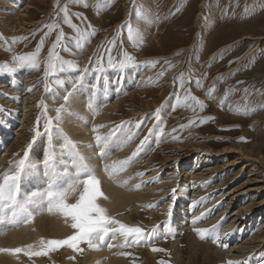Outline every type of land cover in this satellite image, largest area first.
Segmentation results:
<instances>
[{
    "label": "rangeland",
    "instance_id": "obj_1",
    "mask_svg": "<svg viewBox=\"0 0 264 264\" xmlns=\"http://www.w3.org/2000/svg\"><path fill=\"white\" fill-rule=\"evenodd\" d=\"M26 8L25 21L31 25L25 26V32L20 30L19 15ZM64 8L71 24L64 20ZM46 25L55 27L49 29ZM61 32L64 38L55 52L65 61L64 71L46 76L50 50ZM41 39L44 44L36 53ZM33 53L38 67L20 66L16 58ZM151 61L159 63L153 66ZM114 70L124 75L123 81L128 85L121 90L119 99L123 102L120 112L113 115L111 126H119L123 136L131 137L128 142L134 144L133 153H137L131 165L139 164L144 174L158 171L166 157L194 164L200 154L232 149L251 159L244 162L249 164L247 168L241 164L227 166L236 159L233 152L204 163L215 168L216 175L195 190L199 195L189 209L191 215L210 208L193 226L199 222L206 225L224 209L226 216L220 218V225L212 222L203 239L197 235V244L189 243L186 231L177 237L166 231L158 237L159 228L171 222L169 216L163 215L159 224H145L146 235L139 245L124 248L127 261L228 264L223 259L208 260L211 255L200 244L216 247L215 237L226 231L230 215L245 201L253 202L257 213L246 218V225L236 226L234 242L255 236L264 224V216L259 213V209L264 210V199L258 203L264 193L258 199L251 194L245 201L214 203L223 190L237 187L249 179L250 173L256 174L251 179L264 180V0H0V78L13 84L14 94L26 83L29 92L19 99L30 96L35 101L29 117L30 123L38 124L37 129L43 132L41 150L47 137L57 132L54 109L65 103L63 96L81 88L84 77L90 86L116 85L118 80L110 76ZM18 75L21 79L16 81L14 77ZM138 77L141 82L136 87ZM137 111L145 114L132 115ZM9 112L0 109L1 123ZM50 118L52 125L46 131ZM18 127L17 123L13 128ZM6 145L0 141V156ZM199 163L196 170L202 167L201 160ZM220 185L221 190H217ZM186 196L183 205L173 210L182 212L189 206L191 192ZM166 201L169 200L158 207ZM174 239L178 242L175 247L171 244ZM151 248L163 251H150L153 259L146 252ZM238 262L264 264V248Z\"/></svg>",
    "mask_w": 264,
    "mask_h": 264
},
{
    "label": "bare ground",
    "instance_id": "obj_2",
    "mask_svg": "<svg viewBox=\"0 0 264 264\" xmlns=\"http://www.w3.org/2000/svg\"><path fill=\"white\" fill-rule=\"evenodd\" d=\"M26 11L27 8L22 10V14L20 13L19 15V20L22 25L20 30H24L25 32L27 31L25 26L31 25L25 21L27 18ZM110 76L111 79L118 80L116 85L106 84L94 87L90 86L88 79L84 77V83L81 88L78 90L76 89L77 91L68 92L72 93L70 101L66 104L65 110L61 113L62 119L58 122L56 120L57 124H55V126L57 132H53L51 136L52 147L57 153L55 164L59 174L57 181L58 186H66L67 182L79 170V166L83 164L100 182L99 186L103 196L98 198L97 203L107 210V215L128 227L144 228L146 227L145 224L149 223V221V225L151 223L159 224L163 215L169 216L168 211L169 206H171V216H169V221L171 222L161 227L163 228L162 231L161 228H159L160 230L157 233L158 237L170 231L174 237H177L182 234V232L186 231L189 243L192 245L197 244L194 238L198 234L194 229L208 230V226H212V222L219 224L221 222L220 218H223L226 214V209H224L213 220L207 221L206 225L205 223L202 225V223L199 222L197 226H193L194 221H197L198 217V220L203 219L201 218L202 214L206 215V213H208L207 208H210H202V210L191 215L189 209L199 195L195 190H197L199 184L210 180L216 175L215 168L204 165V163L209 159L218 158L217 156L222 155L227 156L226 154L233 152L237 154L236 159L227 164V166L241 164L243 165L242 168H247L249 164H245L244 162L251 161V159L232 149H224L222 152L214 154L208 152L209 155L200 154L194 164H187L185 161L182 162L181 159L178 158L171 159L166 157L162 159L158 171L151 170L152 172L144 174L145 170L141 169L139 164L136 163L131 165L132 159H134V144L130 145V142H128L129 137L123 136L121 130L112 127L113 115L120 112L123 102L121 98L119 99L121 90L127 87L128 84L125 83V80L123 81L125 77L120 71L114 70L110 73ZM140 77L137 78L136 87L141 82ZM14 79H16V81L17 79H21L20 75H18L17 78L14 77ZM7 80L8 79L5 77L0 78V104L3 105L0 106V109L10 110V114L2 119V123L0 122V141H2L3 144H7L0 156V173L7 171L11 164L23 158V153L28 151V157L26 159V165L28 167L22 179L20 192V198H23L26 194L46 188L47 177L44 175L42 161L50 145L49 140L46 141L43 150H41L40 139L44 136L43 132L37 129L36 126L38 124L36 125L34 123L32 125L30 123L31 117H29V113L31 111V105L35 101H31L30 96H25L26 98L24 99L20 98L21 100L19 99V97H23V95L29 92L26 83L18 94H14L11 93L13 84ZM129 94L131 95L133 93ZM9 95H11L10 98L13 100L12 103H10L11 100L9 99ZM36 96L40 95L38 94L34 97ZM89 102L92 103L91 108L88 107ZM43 110L46 109L44 108ZM46 112L48 113L49 111ZM54 114L56 117V111H54ZM140 114L145 113L138 111L132 113L134 116ZM17 123L19 127L13 128ZM94 129L95 131H93ZM110 133L113 135L108 144L103 147L104 154L102 155L101 147L97 145L95 136L99 135L103 138ZM48 138L49 137H47V139ZM30 143L32 147L29 149L28 145ZM176 148L179 149L180 147L176 146ZM200 160L202 162V167L196 170L200 165ZM122 161H128V163L121 165ZM149 161L150 158L148 159V162ZM106 166H108V171L105 170ZM254 176H256L255 173H250L248 174L249 179L237 187L223 190L221 197L214 201V203L225 200H228V203L240 200L245 201L251 194H254L255 198L260 197V195L264 193V180H256ZM159 177H161L160 183H157L156 180H158ZM251 177L254 178L251 179ZM256 183H262L263 185H251ZM137 185L140 187H137ZM221 187L222 185L217 187V190H221ZM173 189L175 191H173ZM187 192H191L189 206L187 208H181L183 210L182 212L173 210L175 206L179 207L187 200ZM104 197H107V199ZM75 199V196L69 197V202H75ZM263 199L264 198L258 199V203L262 202L260 200ZM165 200L169 201H166L158 207V205ZM252 203L245 201L241 204L238 211L230 215L227 226H224L227 228L226 231L223 233L221 232L222 234L219 236V241L215 243L217 248L208 244H200L210 253L211 256L208 260L215 258V262L222 261L223 259L226 262L232 261L236 263L250 257L253 252L260 248H264V224L260 228L259 233L255 236L249 239H241V242H234V239H237L236 226L240 224L246 225V218H252L253 215L257 213V211H255L256 209H253ZM149 205H151V207H149ZM260 212H262V216H264V210L259 209V213ZM183 221H186V224H183ZM72 232L73 229H71L68 224L64 223V218L62 216L49 214L47 212L36 215L32 223L18 227H13L5 220L0 222V248H25L27 245H32V250L39 251L42 247L40 244L41 239L45 242L48 240H62L66 239ZM109 235L111 236V234ZM156 239L157 237L152 238L150 243L147 244L152 245ZM153 240L155 241L152 243ZM109 243L116 245V247L109 249L106 246ZM122 244L123 238L117 235L110 239L106 238V243L101 244L97 250L90 249L86 243H81L79 247L83 249V252H74L67 246H60L48 251V255L46 256H32L31 258L25 256L23 252L17 253L16 255L0 252V264H130L127 261L126 255L120 254L121 252L127 253V251H125L126 249H124L125 247L120 246ZM171 244L175 247L178 242L174 239ZM197 246H199V244ZM220 248L221 251L218 250ZM129 249L130 247L127 248V250ZM150 251L152 250L146 252L150 253ZM70 257L75 258L71 259ZM150 257L154 259V254L150 253ZM150 257H148V259L146 258V262L149 261ZM150 263L152 264V262Z\"/></svg>",
    "mask_w": 264,
    "mask_h": 264
},
{
    "label": "snow or ice",
    "instance_id": "obj_3",
    "mask_svg": "<svg viewBox=\"0 0 264 264\" xmlns=\"http://www.w3.org/2000/svg\"><path fill=\"white\" fill-rule=\"evenodd\" d=\"M64 20L66 23L71 24L67 16V8H64ZM75 27V25H72ZM49 29L55 25H46ZM131 33V29L129 30ZM94 35V33H89ZM64 38L61 32L56 37V42L53 44L49 53L48 66L45 70L47 76L49 72H63V64L65 61L60 60L59 54L55 52L56 45ZM44 44L41 39L40 44L37 45L36 53H38ZM36 53L31 56H21L16 59L21 62L20 66L30 65L32 68H37ZM58 62V63H57ZM158 61H151L154 66ZM167 63V61L165 62ZM115 67V65H113ZM123 66V65H121ZM61 83V81H57ZM75 87V85H74ZM31 90V89H30ZM71 93L63 96L64 104H61L55 109L57 121L62 119L61 113L65 110L66 104L69 103ZM88 107H92L89 102ZM52 125L50 118L46 124V131H49ZM139 125H137V128ZM183 127V126H182ZM119 128V126H118ZM95 131V129L93 130ZM175 131V129H173ZM110 133L106 137L99 135L95 136L97 145L101 147V154L103 155V147L106 146L112 137ZM163 135V133H161ZM131 139V137H129ZM51 135H49V149L46 151L42 165L44 168V175L47 177V186L43 190L33 191L20 198L21 183L24 175L26 174V159L28 151L23 153V158L17 161L8 168L7 171L0 173V222L7 220L13 227L27 225L32 223L36 215L45 212L49 214H57L64 218V223L68 224L73 232L66 239L62 240H48L41 239L42 245L39 251H34L32 245H27L25 248H0V252L16 255L23 252L25 256H46L48 251L58 248L60 246H67L74 252H83L79 247L81 243H86L90 249L97 250L101 244L106 243V238H112L119 235L123 238L121 247H129L133 244L139 245L145 237V230L141 227H128L120 221L107 215V210L101 207L97 200L103 196L100 189V182L83 164L79 166V170L67 182L66 186H58V172L55 164L57 153L51 144ZM34 142V140H33ZM143 144V141H141ZM32 144L28 145L30 149ZM63 151V149H62ZM136 153H133L135 156ZM128 161H122L121 165L127 164ZM36 167V166H33ZM108 171V166L105 168ZM137 187H140L137 185ZM173 191H175L173 189ZM75 196V202H69V197ZM107 199V197H104ZM195 203V202H194ZM151 207V205H149ZM168 215L171 216V206H169ZM203 215V214H202ZM199 217L197 218V220ZM195 223V221H194ZM201 238H204V233L208 230L194 229ZM111 234V236L109 235ZM219 236L215 237L213 242H218ZM109 249L116 247L114 244L106 245ZM223 246V245H221ZM152 251H163V249L153 248ZM121 255H128V253L121 252ZM74 259L75 257H70ZM228 264H234L229 261ZM242 264V262H236Z\"/></svg>",
    "mask_w": 264,
    "mask_h": 264
}]
</instances>
